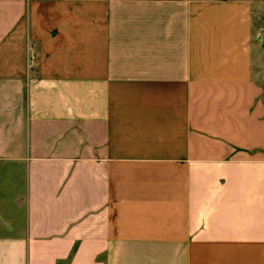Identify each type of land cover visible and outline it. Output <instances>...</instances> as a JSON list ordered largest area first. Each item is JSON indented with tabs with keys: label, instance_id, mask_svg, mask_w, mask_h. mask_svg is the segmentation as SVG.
Wrapping results in <instances>:
<instances>
[{
	"label": "crops",
	"instance_id": "obj_1",
	"mask_svg": "<svg viewBox=\"0 0 264 264\" xmlns=\"http://www.w3.org/2000/svg\"><path fill=\"white\" fill-rule=\"evenodd\" d=\"M0 264H264V0H0Z\"/></svg>",
	"mask_w": 264,
	"mask_h": 264
}]
</instances>
